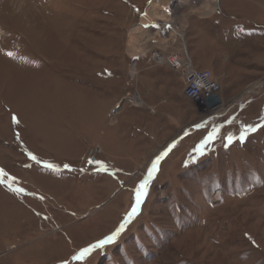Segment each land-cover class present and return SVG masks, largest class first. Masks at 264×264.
Listing matches in <instances>:
<instances>
[{"label":"rangeland","instance_id":"rangeland-1","mask_svg":"<svg viewBox=\"0 0 264 264\" xmlns=\"http://www.w3.org/2000/svg\"><path fill=\"white\" fill-rule=\"evenodd\" d=\"M212 2L0 0V264H264V0Z\"/></svg>","mask_w":264,"mask_h":264},{"label":"built area","instance_id":"built-area-1","mask_svg":"<svg viewBox=\"0 0 264 264\" xmlns=\"http://www.w3.org/2000/svg\"><path fill=\"white\" fill-rule=\"evenodd\" d=\"M151 60L157 64L167 66L182 75L185 96L199 105L200 108H203L205 113L209 114L204 120H216L219 117L217 108L220 105L208 107L209 101L211 102L221 91L220 85L214 80L211 72L195 70L189 60L187 61L181 53H160L159 51H154L151 55ZM205 103L206 105H204ZM96 162L97 159H92L91 166H94Z\"/></svg>","mask_w":264,"mask_h":264},{"label":"snow or ice","instance_id":"snow-or-ice-1","mask_svg":"<svg viewBox=\"0 0 264 264\" xmlns=\"http://www.w3.org/2000/svg\"><path fill=\"white\" fill-rule=\"evenodd\" d=\"M9 56H11V53L8 54ZM15 120V117L13 118ZM248 131H254V129H248ZM211 139V137L209 138ZM241 140L244 139V135L242 134L240 137ZM228 142L231 143L232 142V138L228 137ZM199 151V149H198ZM33 159H35V157H32ZM161 157H158L157 160L152 164L151 169H149L148 172V177L147 179L139 186L138 190L136 191V203L135 206L132 207L131 212L129 214V217L127 218V220L125 221V224L127 222H129L131 220V218L133 216H135L140 208V205L144 199V197L147 195V185L149 180H151L153 178L154 173L157 171V166L159 164ZM49 167H51V165H49ZM0 173H2L4 176H6V173H3V170H0ZM9 188L11 189V185H9ZM16 191H23L22 189H15ZM125 224H121L120 225V229L114 233L112 236L107 237L104 240L98 241L95 245H91L87 248H84L80 251L79 255L76 257L77 260H81L84 257L88 256L92 251H94L96 248H103L105 244H108L110 242H112L116 236L119 235L120 231H123Z\"/></svg>","mask_w":264,"mask_h":264},{"label":"bare ground","instance_id":"bare-ground-1","mask_svg":"<svg viewBox=\"0 0 264 264\" xmlns=\"http://www.w3.org/2000/svg\"><path fill=\"white\" fill-rule=\"evenodd\" d=\"M173 1H175V2H179L180 0H173ZM214 2H212L213 4L215 3V5L213 6V4H210L209 6H207L208 8H207V10L205 11L206 12V14H208L212 9V7H214V10H216L217 8L216 7H218V5H217V2L219 1V0H213ZM211 7V8H210Z\"/></svg>","mask_w":264,"mask_h":264}]
</instances>
